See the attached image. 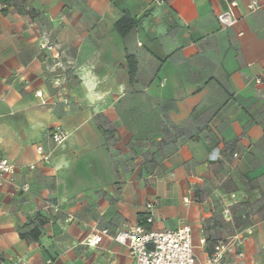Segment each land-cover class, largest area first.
<instances>
[{"label": "crops", "instance_id": "crops-1", "mask_svg": "<svg viewBox=\"0 0 264 264\" xmlns=\"http://www.w3.org/2000/svg\"><path fill=\"white\" fill-rule=\"evenodd\" d=\"M236 1L230 27L225 0L0 3V154L29 185H0V264H134L107 236L82 240L142 221L148 201L151 228L191 227L198 261L225 239L206 221L236 206L252 233L225 264H264V0ZM124 11L138 22L123 36Z\"/></svg>", "mask_w": 264, "mask_h": 264}, {"label": "built area", "instance_id": "built-area-1", "mask_svg": "<svg viewBox=\"0 0 264 264\" xmlns=\"http://www.w3.org/2000/svg\"><path fill=\"white\" fill-rule=\"evenodd\" d=\"M226 7L217 14V20L224 27L232 26L236 21L235 8L236 0H225ZM260 5L253 0L249 3L250 9L258 8ZM67 138V133L61 126L51 129L50 139L58 145ZM39 161L48 164L51 160V153L43 145L36 147ZM235 155V154H234ZM33 167V165H31ZM15 165L4 155L0 154V185L6 175H10L9 182L19 191L28 190V183H16L12 177ZM46 207L58 210L53 202H48ZM153 202L146 203V214L142 221L129 224L117 231H110L108 227L93 226L90 232L82 240V243L90 247H96L103 237L107 236L115 242L127 248L129 254L134 258V264H225V255L228 251L234 250L246 235L252 233L251 228L245 229L242 233L225 239H217L212 244V252L205 261H198L194 252V241L191 227L188 224L176 228L153 229L150 224L153 222ZM68 215L66 220L72 219ZM205 238L200 242L205 243ZM241 255L240 252H238ZM51 261L48 260V263Z\"/></svg>", "mask_w": 264, "mask_h": 264}, {"label": "rangeland", "instance_id": "rangeland-1", "mask_svg": "<svg viewBox=\"0 0 264 264\" xmlns=\"http://www.w3.org/2000/svg\"><path fill=\"white\" fill-rule=\"evenodd\" d=\"M243 218L244 216L238 212L236 206L233 209L225 207L222 212H220L215 218H213L215 222L217 221L219 223L218 227H216L214 223L212 225L209 224V221H206V224L204 225V233L211 234L214 238L232 237L233 235L242 233L244 231L243 225L241 223ZM222 222L224 224L223 229L221 228V226L223 225ZM212 228L214 229L216 234L210 231V229Z\"/></svg>", "mask_w": 264, "mask_h": 264}, {"label": "trees", "instance_id": "trees-1", "mask_svg": "<svg viewBox=\"0 0 264 264\" xmlns=\"http://www.w3.org/2000/svg\"><path fill=\"white\" fill-rule=\"evenodd\" d=\"M18 0H0L1 5L5 7L10 6ZM138 22V19L133 18L127 11H124L122 16L115 22V28L124 36L133 26H135ZM127 66L129 79L132 81L134 78L135 70H136V60L132 54H126ZM42 222L39 221V224ZM40 234L39 225H34L27 232L21 233L22 238H31L36 239Z\"/></svg>", "mask_w": 264, "mask_h": 264}]
</instances>
